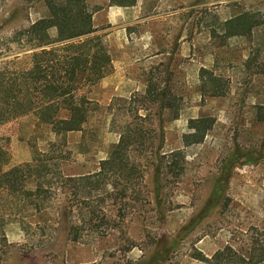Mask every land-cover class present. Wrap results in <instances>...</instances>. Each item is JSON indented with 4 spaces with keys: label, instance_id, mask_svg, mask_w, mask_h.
I'll return each instance as SVG.
<instances>
[{
    "label": "rangeland",
    "instance_id": "obj_1",
    "mask_svg": "<svg viewBox=\"0 0 264 264\" xmlns=\"http://www.w3.org/2000/svg\"><path fill=\"white\" fill-rule=\"evenodd\" d=\"M87 1L99 9L92 24L112 70L78 93L88 121L83 131L61 136L60 168L94 170L127 128L124 152L144 170L139 203L117 227L96 237L89 233L83 241L59 228L50 245L46 233L12 221L0 264H54L66 258L149 264L156 254L159 264H212L203 256L225 246L241 263L224 264H264V0H139L138 19L124 28L107 21L105 0ZM45 11L39 0H0V66L29 67L31 49L15 33ZM240 12L256 19L251 31L220 37V22ZM148 80L164 90L163 106L145 96ZM195 119L207 129L200 141L185 144L182 136ZM58 137L32 114L0 125V142L10 154L7 167ZM235 154L223 201L206 208L218 170Z\"/></svg>",
    "mask_w": 264,
    "mask_h": 264
},
{
    "label": "trees",
    "instance_id": "obj_2",
    "mask_svg": "<svg viewBox=\"0 0 264 264\" xmlns=\"http://www.w3.org/2000/svg\"><path fill=\"white\" fill-rule=\"evenodd\" d=\"M39 1L45 5L46 13L15 33L17 41L31 49L29 67L9 71L6 66H0V125L32 114L39 124L48 125L59 137L43 149L34 147L28 161L9 167L10 154L0 142L1 252L8 244L4 228L12 221H25L26 230L46 233L48 242L59 228L75 241L86 240V236L93 233L94 237L104 235L138 206L140 182L144 179L139 163L124 152L127 128L119 131L118 140L109 145L94 170L74 173L61 170V136L83 131L88 121L87 108L79 103L78 93L109 74L112 64L109 52L97 43L99 29L92 24L93 11L87 0ZM114 1L131 5L136 0ZM254 20L249 12L231 16L220 22L221 36L218 37L249 33ZM52 28L54 35L49 33ZM212 79L217 81L216 76ZM157 87L158 83L148 80L145 96L161 107L165 94ZM213 93L222 92L214 90ZM197 121L199 119H195L193 129L182 136L185 144L203 138L207 127H200ZM159 146L154 150L155 161L159 158ZM236 156L238 154L229 157L218 170L205 201L206 208L223 201ZM247 161L252 162V158ZM158 175L157 171L155 197L159 193ZM227 250L225 246L202 259L212 260V264L241 263L230 258ZM157 257L154 255L149 264H159Z\"/></svg>",
    "mask_w": 264,
    "mask_h": 264
},
{
    "label": "crops",
    "instance_id": "obj_3",
    "mask_svg": "<svg viewBox=\"0 0 264 264\" xmlns=\"http://www.w3.org/2000/svg\"><path fill=\"white\" fill-rule=\"evenodd\" d=\"M105 1H106V4H104L105 16H106L107 21L110 22L111 25L122 23V25H119V26L124 28L125 25H127L128 23H131V21L138 19V16H139L138 13L140 11L139 0H136L135 3H133L131 5H122V4H120L114 0H105ZM97 3H99V2L97 1ZM98 10L99 9L96 6L94 7V9H92V11H93L92 18H94V15L97 13ZM109 74H107V75H109ZM106 76H104L100 80L104 79ZM30 158H31V156H30ZM28 160H26V161H28ZM86 171H92V170H86ZM68 173H74V172H68ZM8 224H6V226ZM6 226L4 228L5 235H6ZM48 244L51 245L52 242H49ZM67 245H68V243H66L64 246H67ZM0 261H3V260L0 259ZM53 262H54V264H83L84 260H81V259L71 260V259L66 258V259L55 260Z\"/></svg>",
    "mask_w": 264,
    "mask_h": 264
}]
</instances>
